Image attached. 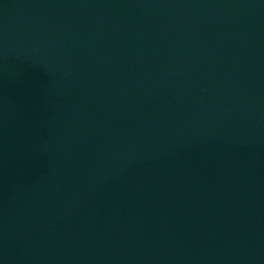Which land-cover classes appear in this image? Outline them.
Here are the masks:
<instances>
[{"label": "water", "instance_id": "water-1", "mask_svg": "<svg viewBox=\"0 0 264 264\" xmlns=\"http://www.w3.org/2000/svg\"><path fill=\"white\" fill-rule=\"evenodd\" d=\"M0 264H264V0H0Z\"/></svg>", "mask_w": 264, "mask_h": 264}]
</instances>
